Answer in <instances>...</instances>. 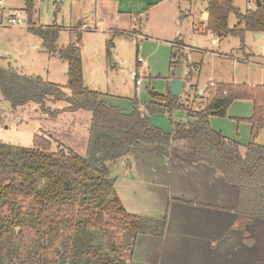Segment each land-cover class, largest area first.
I'll return each instance as SVG.
<instances>
[{"label":"trees","instance_id":"1","mask_svg":"<svg viewBox=\"0 0 264 264\" xmlns=\"http://www.w3.org/2000/svg\"><path fill=\"white\" fill-rule=\"evenodd\" d=\"M26 1L27 21L35 8L33 0ZM190 1V0H187ZM260 6L242 12L234 0H208L207 30L221 36L239 35L244 41L247 32H264V0ZM256 4V1H255ZM234 14L238 23L229 27ZM42 37L50 53H56L68 62L66 85L45 81L40 76H28L0 68V91L13 108L36 103L39 111L56 119L60 114L79 110L92 114L87 150L81 156L71 148L68 155L60 144L53 151L56 140L48 133H36L31 147H17L0 143V264H16L21 257L20 247H13L12 237L23 229L34 232L33 247L27 250V260L35 264H133L132 251L139 234L162 237L168 222L162 218L130 213L123 206L116 191L115 181L109 176L110 164L124 158L133 147H169L175 140L192 143L196 162L204 163L221 172L224 179L238 187L234 207L242 221L264 220V144L256 141L264 127V88L245 85H213L215 94L192 109L180 96L148 89L150 101L142 109L137 96L133 109L126 111L104 101L102 94L84 84L80 56L81 33L71 32L66 47L56 44L59 30L46 31L30 27ZM244 43V42H243ZM175 53L171 68L182 65ZM107 48V57L111 59ZM68 88L71 94H67ZM212 88L208 86L206 91ZM236 98H252L254 114L251 141L244 151L234 139L215 130L211 115L224 117ZM49 100H64L67 106L51 109ZM187 112V120L171 121L174 131L154 125L150 115L171 116L174 110ZM41 183H43L41 185ZM116 220L113 225L131 236V253L124 257L103 256L88 246L86 226H97L105 214ZM80 230L84 240L72 233ZM58 244L62 247L58 249ZM54 253L57 259H51ZM20 264H25L20 262Z\"/></svg>","mask_w":264,"mask_h":264},{"label":"rangeland","instance_id":"2","mask_svg":"<svg viewBox=\"0 0 264 264\" xmlns=\"http://www.w3.org/2000/svg\"><path fill=\"white\" fill-rule=\"evenodd\" d=\"M1 1L0 68L4 70L13 68L21 74L40 76L45 81L61 85H66L68 82V62L60 55L50 53L44 46L42 37L32 31L30 27L46 31L58 29L59 35L56 42L58 47H66L69 44L73 29L80 32L84 84L91 89L109 92L115 96L131 97L137 91L141 98H145L148 95V89L154 88L159 92L167 91L169 82L173 78L175 68L170 69L169 67L172 56L171 48L169 51H165V48L157 51L153 41L143 45L145 40L133 36L138 33L134 29L139 26H141L144 35L161 37L166 40L173 39L176 29H179L182 38L193 47L201 49L215 47L219 49L220 53L233 51L235 54L239 52L242 55V47L245 46L247 51L250 50L255 54L254 61L264 62V32L260 36H256L257 32H248L244 41L239 35H229L215 46L210 33L201 34L193 30L191 18L173 21L171 17H166V12L170 11L168 4H163L147 12L146 16L141 19L142 21L135 18L134 13L129 17L119 19L115 17L111 19L110 15L104 14L103 19L99 20L95 18L93 11L95 5L92 0H33L35 11L27 21L25 0ZM234 1L236 7L242 12L256 7L255 0ZM142 11L136 12L139 14ZM17 13L25 17L26 22L11 24L10 18ZM96 22H101V25H96ZM84 23L90 27L77 30ZM237 23L238 19L234 14H231L229 27L232 28ZM129 28L132 30H125ZM110 40H112V44ZM109 44L113 46H110L113 64L108 61L107 57ZM178 53V58L181 59L182 65L185 66H183L184 71H186L188 58L186 55L183 56L180 50ZM208 56L202 73L199 74L201 83L210 84L215 78L211 71H218L219 65L228 80H233V72L236 81H242L244 78L250 85L257 84L261 77L264 79V64L252 65L228 61L223 64L224 66H221L218 58ZM139 58H142V63H139ZM136 69L142 80L141 85L138 86H136ZM211 87L213 88V86ZM212 88L203 94L196 92L190 95L188 94L191 93L189 90L186 92L183 90L179 96L183 103H187L196 110L209 99L206 93ZM64 90L67 94H71L70 89L64 88ZM67 105L64 100L47 101V106L53 110L61 109ZM38 107L36 103H29L26 106L13 108L0 91V143L17 147H31L34 134L43 131L49 133L56 140L53 151H57V144H60V147L64 149L63 152L67 155L69 151L65 148H71L81 156H85L87 117L91 122V112L85 110L74 113L65 112L53 119L48 114L40 112ZM187 118L188 114L185 110L176 109L171 116L163 113L156 114L154 120L157 124L168 128L171 121H184ZM74 130H76V135L72 133ZM2 181L3 176L0 175V184ZM115 223L116 220L109 213L105 214L101 224L94 227L86 226L85 239L89 243L88 246H92L103 256H120L128 259L132 250L130 248L132 236L128 231H119L113 226ZM72 234L76 239L80 237L78 240H84L80 230H74ZM34 240L35 234L29 229L15 233L12 237L13 247L21 248V257L15 259L16 264H20V262L35 264L27 260V250L33 247ZM57 248L61 249L62 247L58 244ZM50 258L57 259V256L51 253Z\"/></svg>","mask_w":264,"mask_h":264},{"label":"crops","instance_id":"3","mask_svg":"<svg viewBox=\"0 0 264 264\" xmlns=\"http://www.w3.org/2000/svg\"><path fill=\"white\" fill-rule=\"evenodd\" d=\"M92 3L95 5L93 10L95 18L99 20L103 19L104 14L110 15L111 19L112 17L119 19L134 13L133 16L140 21L147 12L168 4L170 11L166 12V17H171L173 21L191 18L193 30L201 34L210 33L213 45L217 46L229 37L207 30L208 19L205 18V13L208 12V0H92ZM136 11L142 12L137 14ZM134 30L144 37L143 45L153 41L157 51H161V48L169 51L171 48L170 69L178 50L183 56H187L186 71L184 64L182 65L184 66L182 77L185 79L183 90L185 92L189 90L191 92L189 95L200 93L201 89L208 86L220 84L264 88L263 77L257 84L252 85L244 78L242 81H236L234 72L233 80L226 79L220 65L218 71H211L215 78L210 84L200 82L199 74L202 73L208 55L218 58L221 66L228 61L263 65L264 62L254 61L255 54L247 51L245 46L242 47V55L233 51L220 53L215 47L211 49L193 47L182 38L179 29H176L175 37L171 40L144 35L141 26ZM261 33L257 32L256 36H260ZM110 43L112 44V40ZM110 46L113 47L109 44L108 48ZM108 61L113 64L112 55ZM136 74L137 80L139 78L137 69ZM213 90L215 89L212 88L206 93L209 99L215 94ZM95 91L100 92L101 98L107 103L120 106L126 111L133 109L134 96H137L142 109L151 100L149 94L141 98L137 91L131 97ZM168 91H171L170 82L167 91L157 92L166 94ZM253 114L252 98H236L228 107L227 116L211 115L209 122L215 130L239 142L244 151L251 141L252 124L248 118ZM149 117L154 125L170 132L174 131V126L170 122L168 128L157 124L154 120L156 114ZM87 119L88 143L90 118ZM72 133L77 134L76 130ZM256 141L264 144V127L260 129ZM109 176L114 179L115 191L128 212L157 219L166 214L168 216L167 228L162 237L151 234L137 236L132 251L133 264H264V220L240 219L234 209L238 187L227 182L217 169L196 162L189 140H175L169 147H133L127 156L110 164Z\"/></svg>","mask_w":264,"mask_h":264},{"label":"water","instance_id":"4","mask_svg":"<svg viewBox=\"0 0 264 264\" xmlns=\"http://www.w3.org/2000/svg\"><path fill=\"white\" fill-rule=\"evenodd\" d=\"M256 1V5L260 6L261 2L259 0H255ZM206 17L207 18L209 16V13L206 12ZM182 69L183 66L180 65L175 69L174 75L172 80L170 81V90L171 93L175 96H178L182 93L184 85H185V79L182 77ZM206 91L205 88L200 90V93L203 94Z\"/></svg>","mask_w":264,"mask_h":264},{"label":"built area","instance_id":"5","mask_svg":"<svg viewBox=\"0 0 264 264\" xmlns=\"http://www.w3.org/2000/svg\"><path fill=\"white\" fill-rule=\"evenodd\" d=\"M2 4V1L0 0V5ZM23 22H26V18L25 17H22L21 15H20V13H17L15 16H12L11 18H10V23L11 24H13V25H16V24H21V23H23ZM99 24H101V22H98V25ZM90 26L88 25V24H86V23H84V24H82V25H80V28L78 29L77 28V30H82V29H87V28H89ZM95 29H97V27L95 28ZM73 30H75V29H73ZM133 36H136V37H138V38H144L142 35H140L139 33H137V34H135V35H133ZM139 61H143L142 60V58H139ZM136 83H137V85H140L141 83H142V80H141V78H138L137 80H136Z\"/></svg>","mask_w":264,"mask_h":264}]
</instances>
